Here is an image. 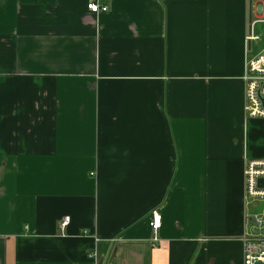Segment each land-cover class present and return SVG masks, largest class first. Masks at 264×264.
Listing matches in <instances>:
<instances>
[{
    "label": "crops",
    "instance_id": "obj_1",
    "mask_svg": "<svg viewBox=\"0 0 264 264\" xmlns=\"http://www.w3.org/2000/svg\"><path fill=\"white\" fill-rule=\"evenodd\" d=\"M100 2L0 0V264H244L264 0Z\"/></svg>",
    "mask_w": 264,
    "mask_h": 264
},
{
    "label": "built area",
    "instance_id": "obj_2",
    "mask_svg": "<svg viewBox=\"0 0 264 264\" xmlns=\"http://www.w3.org/2000/svg\"><path fill=\"white\" fill-rule=\"evenodd\" d=\"M88 9L95 14L110 10L109 3L100 0H88ZM264 24L263 14L254 20L246 37V72L245 81V113L248 118H264V46L257 48L261 36L255 33V24ZM245 196L249 203L264 199V159H250L244 168ZM254 224L256 230L264 229V217L257 213L247 216ZM67 223V220L65 221ZM162 226V214L158 210L152 212L151 228L154 241H158V232ZM244 264L264 263V233L257 231L245 238Z\"/></svg>",
    "mask_w": 264,
    "mask_h": 264
},
{
    "label": "rangeland",
    "instance_id": "obj_3",
    "mask_svg": "<svg viewBox=\"0 0 264 264\" xmlns=\"http://www.w3.org/2000/svg\"><path fill=\"white\" fill-rule=\"evenodd\" d=\"M264 46V39L260 42V44L258 46H256L258 49ZM251 209L252 210H256L259 212L260 215H262L264 217V199L259 200V201H255L251 203Z\"/></svg>",
    "mask_w": 264,
    "mask_h": 264
},
{
    "label": "water",
    "instance_id": "obj_4",
    "mask_svg": "<svg viewBox=\"0 0 264 264\" xmlns=\"http://www.w3.org/2000/svg\"><path fill=\"white\" fill-rule=\"evenodd\" d=\"M263 182H264V181H263V180H261V181H260V184H262V185H263ZM259 232H262V233H264V229H262V230H257V233H259Z\"/></svg>",
    "mask_w": 264,
    "mask_h": 264
}]
</instances>
